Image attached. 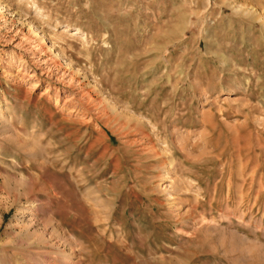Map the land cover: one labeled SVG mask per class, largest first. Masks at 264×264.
<instances>
[{"label": "rangeland", "instance_id": "1", "mask_svg": "<svg viewBox=\"0 0 264 264\" xmlns=\"http://www.w3.org/2000/svg\"><path fill=\"white\" fill-rule=\"evenodd\" d=\"M0 264H264V0H0Z\"/></svg>", "mask_w": 264, "mask_h": 264}]
</instances>
